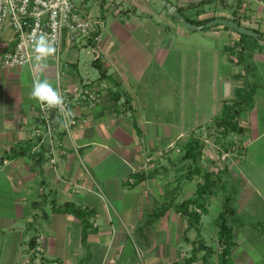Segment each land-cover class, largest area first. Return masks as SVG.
Segmentation results:
<instances>
[{"label":"crops","instance_id":"1","mask_svg":"<svg viewBox=\"0 0 264 264\" xmlns=\"http://www.w3.org/2000/svg\"><path fill=\"white\" fill-rule=\"evenodd\" d=\"M167 1L175 8L183 7L184 15L195 20L238 15L243 23L264 33L262 0H225L227 7L222 0L198 7L191 6L203 0ZM85 3L102 36L99 61L110 84L108 100L89 115L86 126L58 133L60 154L55 165L47 156L42 165L32 158L39 142L36 129L40 121L39 102L30 95L35 79H48L58 88L54 60L44 61L47 68L43 71L35 68L36 62L6 68L0 61V264H38V257L47 264H188L198 241L220 248L218 217L224 209L227 189L233 192L235 210L230 220L235 241L231 263L264 264V91L259 88L264 87V50L253 52V67L235 64L227 46L240 39L237 30L224 24L189 28L161 0ZM205 30L208 37L222 42L216 40L214 47L199 46L195 50L209 54L213 62L214 54L220 56L224 63L221 74L226 75L219 79L217 103L201 119L197 118L196 102L203 86L199 82L202 74L195 72L199 71L195 63L192 72L190 63L183 59L180 64L179 52L180 38H191ZM13 45V31L7 28L0 38V58ZM61 54L62 62L69 64L63 86L75 87L69 82L75 74L94 79L92 68L98 71L95 79L100 78L99 69L83 50L70 44L67 36ZM171 55L176 59L170 63ZM167 64H172L174 70L165 67ZM248 69L251 71L246 74ZM208 81L213 86L211 76ZM246 88L252 91V98L241 118L244 131L224 136L228 140L231 134L241 135H232L231 139L241 141L243 155L237 150L235 159L228 163L217 160L218 144L209 143L203 148L205 156L194 166L223 169L217 183L221 190L207 199V211L199 224L192 225L177 207L196 196L203 177L198 173L183 178L182 164L170 157L180 149L177 144L191 132L201 134L199 126L220 116L225 104L232 103ZM118 90L121 98L117 107L109 110ZM164 92H173L174 98L184 96L189 106L178 105L174 114V108L161 99ZM250 109L258 119L256 128L248 114ZM187 116L193 121L185 122ZM172 144L175 149L169 148ZM28 148L31 153L9 157L14 151ZM167 148L164 154L158 153ZM185 186L189 192L182 197L179 191ZM70 201L94 212L85 232L80 218L61 209ZM214 203L221 206L215 218L217 232L204 224V216ZM34 237L36 246L32 247ZM204 254L199 250L189 264L218 262V254L206 261Z\"/></svg>","mask_w":264,"mask_h":264},{"label":"built area","instance_id":"2","mask_svg":"<svg viewBox=\"0 0 264 264\" xmlns=\"http://www.w3.org/2000/svg\"><path fill=\"white\" fill-rule=\"evenodd\" d=\"M85 2L86 0H0V38L7 28L14 34L13 47L5 50L0 58L4 67H23L36 62L34 43L30 37L44 33L49 38L54 37L56 41L57 53L50 58L56 65L58 88L65 97L66 108L73 115L66 120L58 109L39 103L40 126L36 129L39 142L33 148L34 153L47 156L52 165L57 163L60 154L58 133H69L74 127L86 126L89 115L108 100L110 84L105 78L91 79L87 74L78 76L74 73L75 77L69 82L75 87L69 89L62 84L69 68V64L61 60L66 36L72 46L86 53L91 64L102 58V36L97 30L94 16L87 11ZM174 146L172 144L169 148ZM169 148L159 150L158 153L164 154ZM227 154L224 152V156ZM76 186L82 187L78 184ZM38 259L40 263V257Z\"/></svg>","mask_w":264,"mask_h":264},{"label":"trees","instance_id":"3","mask_svg":"<svg viewBox=\"0 0 264 264\" xmlns=\"http://www.w3.org/2000/svg\"><path fill=\"white\" fill-rule=\"evenodd\" d=\"M213 0H203L199 4H195L191 7H198L199 5H203L205 3H210ZM224 5L227 7L228 4L225 0H222ZM264 1V0H262ZM241 6V2H239L238 7ZM179 12L184 15L183 7L178 8ZM237 10V9H236ZM236 12V11H235ZM184 17L191 23H193L196 26H202V29L208 28L206 26L207 23H209L213 18H206V19H199L195 20L190 17H187L184 15ZM232 20L236 21L238 24L241 25V22L239 20H236V18H231ZM226 28H230L227 25H224ZM256 31H259L256 29ZM239 32V31H238ZM240 33V32H239ZM246 38H251L254 40H261L264 45V33H260V38H255L252 36H249L247 34L240 33V39L238 42L234 43L233 45H228L227 49L229 53L233 52L235 49H237L240 46L241 53H244L247 51L248 48H246L245 40ZM241 57V56H238ZM231 60L235 64L239 63H245L246 67L250 66L253 67L252 63L250 62H244L242 59ZM95 66L100 71V78H104L106 75V71L103 68L101 62L99 60L94 61ZM112 93V91H111ZM121 98V93H119V90L117 92H114L113 100H112V109H116L117 103ZM252 98V91L250 89L240 90L237 94L236 98L233 100L230 104H225L223 112L220 116L215 118L213 120V126L215 128V132L226 136L230 132H243L244 127L241 124V118L244 110L247 108V105L249 104L250 100ZM196 139H193L186 143L184 154L182 158L185 160L186 171L183 173V178H190L194 174H202L203 182L198 184L197 188V194L196 196L192 198L185 199L181 203L178 204V209L188 216V218L191 221V224H199L202 213H205L207 211L206 204L207 199L214 194V192L217 190V183L218 180H220V172L223 170L220 167L216 166L214 169H207L205 172L203 168H201L199 165H195L198 163L202 153L203 148L205 147V143L201 142L198 136H196ZM31 153L30 149H23L20 151H14L12 154L9 155V157H15L23 154ZM241 154V153H240ZM32 158L39 164L42 165L44 162V155L42 153H31ZM183 171V169H182ZM227 188V185L225 183L224 185ZM229 191L224 199V209L220 213L218 217V240H219V246L220 248H214L213 246H207L203 242L198 241V246L196 247L193 256L187 260V263L189 264L191 261L195 260L197 257L195 256L196 253L199 250H204L205 254L203 256L204 260L210 259L214 253L218 254V262L215 264H232L231 263V254L233 246L235 245L234 241V234L232 227L230 225V220L235 214V210L232 206V199H233V192H231L230 189H227ZM61 209L65 212H69L74 214L76 217L80 218L82 222L84 223V232L91 226L90 218L93 215V210H90L89 208L82 207L75 202H66L61 206ZM157 211L154 214V217L157 215ZM264 231V228H263ZM32 247L36 246V238H32L30 242ZM219 250V251H218ZM41 259V262L38 264H46L45 260ZM35 260V258H34ZM36 263V262H34ZM178 264V263H174Z\"/></svg>","mask_w":264,"mask_h":264},{"label":"rangeland","instance_id":"4","mask_svg":"<svg viewBox=\"0 0 264 264\" xmlns=\"http://www.w3.org/2000/svg\"><path fill=\"white\" fill-rule=\"evenodd\" d=\"M233 17L236 18V20H239L241 22L242 26L252 29L251 27L246 25V23L242 22V20H241L243 18L242 16L234 15ZM244 19H247V18L245 17ZM249 19H251V18H249ZM180 40H182L181 41L182 47L180 48V52H179L180 53L179 54L180 64L183 63L182 60L184 59L186 61V63L188 62L187 64H189V63L191 64V72H192V70L195 69L193 66L195 63V65L197 64V67H199V71H197L195 69V72L202 74V80L200 77L199 82L203 86L201 87V93L198 95L197 102H196L197 103L196 104V106H197V111H196L197 118L202 119V117L204 115H206L208 112L211 111V106H213L217 103V101H218L217 95L220 94V91H221L219 79H223L222 75L225 76L226 74H225V72H223V74H221V68H223L224 63H221L222 61L220 60L221 59L220 56L218 57L217 54H214V56H213L214 62H213V58H211V56L209 54H205L204 51L197 52L195 50V47H199V46H200L199 48H205V46L214 47L215 44L217 43L216 40L219 41V44H220V42H222V40L215 39V38L212 39L211 37H208L206 35V30L205 31H198L196 33V35L192 36L191 38H180ZM238 41H236V42H238ZM229 42H232V39H229ZM262 43L263 42L261 40L258 41V40H254L251 38H246L245 44H246V48H248L247 51L244 53H241L240 46H239L237 49H235L233 52H231V57L233 60H237L240 58V59L244 60V62H250L251 58L253 57V52L258 53V49L264 50V45H262ZM183 53H185V55ZM185 56H186V59H185ZM238 56H241V57H238ZM172 58L176 59V56L171 55L169 57L170 63L173 60ZM217 58L219 60H217ZM174 61L176 62V60H174ZM219 61L222 65H220V63H219V66H218ZM210 65L212 66V68H210ZM172 66H173L172 64H170V66H169V64L165 65V67H167V68L169 67L171 70H174ZM250 71H251V69H248V71H245V73L247 74ZM90 74L95 79L97 77L98 71L95 68H92ZM210 76L212 78L211 83H213V86L209 85L210 82L208 81V78H210ZM31 77L32 76H30V78ZM259 88H260V90L264 91V87L263 88L259 87ZM172 94H173V92H171V93L164 92L163 95H161V97H162L161 99L165 100L164 102L166 103L167 107L171 106L174 108V110L172 111V112H174V114L178 111L177 110L178 105L181 108H187L189 106L188 99L187 100L184 99V96L182 98L175 96V98H174ZM175 110H177V111L175 112ZM253 111H254V109H250L248 114H249V116L252 115V122H253L254 127L256 128L258 119L256 117V114H254ZM172 112L170 113L171 115H172ZM251 113H253V114H251ZM213 120H211V122H210V120H208L205 124H202L199 126L198 132H200L201 134L198 133L199 135H194L195 131L193 130L194 132L193 133L191 132L189 134V137H187L184 140V142L177 144V146L180 148V152L175 150L176 153H173L170 158L179 160L180 164H182L181 169H183V172L186 171V166H187V164L185 163V160L182 158V156L184 154V149H185L186 143L193 140V139H196L197 138L196 136L199 137L201 142H204L206 144L205 146H208L209 143H214L216 145L217 144L219 145L218 146L219 148L216 149L218 152V157H217V155H215V157H217V160L222 159V160H226V162L230 163V161L233 158L235 159V157L237 156V150L241 151L238 153H241V155H243L242 147H240L242 145L241 141H236L235 139H231L232 135L239 136V137H241V135L231 134L230 139L227 140L224 138L223 135L215 134L216 130H215L214 126L212 125ZM173 121H174V123L178 122V120H173ZM192 121L193 120H191L189 118V116L186 117L185 122L189 123ZM202 121L205 122V120H202ZM209 123H211L210 126H209ZM202 128H204V129H202ZM202 135H206V136H202ZM244 138L246 139L247 136H244ZM205 139H207L208 141H206ZM175 148H176V146H174V148H172V149H175ZM224 152L228 153V154L226 156H224ZM250 153L252 154V152H250ZM204 156L205 155L202 154L199 161H201ZM238 158L241 159L240 156ZM248 158H250V157H248ZM204 171L206 172L207 170H204ZM192 185L193 184L190 182L189 186H192ZM220 186L221 185L219 183V185L217 186V190H221ZM183 189L184 190L181 191V189H180V191H179L181 193L182 197H184V195H186V192H189L186 186ZM173 194H171V195H173ZM187 195H188V193H187ZM220 209H221L220 204L217 205V203H214L212 208H211V211L204 216L205 226L206 225L213 226L215 229V232H217V229H218L217 225L215 223L216 213ZM216 248H218V246Z\"/></svg>","mask_w":264,"mask_h":264},{"label":"clouds","instance_id":"5","mask_svg":"<svg viewBox=\"0 0 264 264\" xmlns=\"http://www.w3.org/2000/svg\"><path fill=\"white\" fill-rule=\"evenodd\" d=\"M34 43L35 52V68L43 71L47 68L44 63L48 58L54 57L57 53V46L55 38H49L47 34L41 33L38 36L30 37ZM31 97L42 105L48 108L58 109L60 113L68 120L73 113L66 108L65 97L62 95L59 88L54 87L48 79H35L33 81Z\"/></svg>","mask_w":264,"mask_h":264},{"label":"water","instance_id":"6","mask_svg":"<svg viewBox=\"0 0 264 264\" xmlns=\"http://www.w3.org/2000/svg\"><path fill=\"white\" fill-rule=\"evenodd\" d=\"M165 6L175 15L177 16L185 26L189 27V28H195V29H202V26H196L193 23L189 22L178 10V8L173 7L172 5H170L168 3L167 0H161ZM216 24H224L227 25L237 31H239L240 33L243 34H247L249 36L255 37V38H260V32L254 30V29H250V28H246L240 24H238L236 21L228 19V18H217V19H213L211 20L209 23L206 24L207 27H211L214 26Z\"/></svg>","mask_w":264,"mask_h":264}]
</instances>
